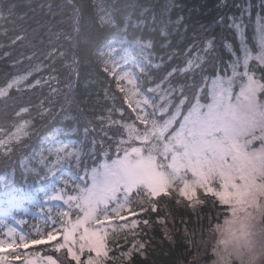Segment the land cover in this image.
I'll list each match as a JSON object with an SVG mask.
<instances>
[{
  "label": "trees",
  "instance_id": "16d2710c",
  "mask_svg": "<svg viewBox=\"0 0 264 264\" xmlns=\"http://www.w3.org/2000/svg\"><path fill=\"white\" fill-rule=\"evenodd\" d=\"M250 4L252 14L245 18L252 23L260 0H0V92L9 88L0 93V200L14 192L27 197L60 179L75 182L72 176L80 178L96 154L113 158L127 150L132 144L122 141L127 126L144 125L118 79L122 72L134 79L150 111L162 106L160 94L172 100L169 115L180 105L188 109L200 91L207 101L208 79L228 69V47L239 45L233 24ZM247 27L251 41L253 28ZM203 55L198 66L187 69ZM251 71L264 85V68ZM46 146H69L77 156L58 164L54 174L34 171ZM126 201L128 209L111 214L134 213L136 224L130 229L119 227L125 221L113 224L106 264L208 262L214 228L229 214L227 205L202 191L189 200L175 189L152 197L139 187ZM59 210L53 211L55 227L63 218ZM25 217L30 239L48 237L51 222L33 212ZM58 243L19 251L17 264L39 254L63 259ZM0 259L7 264L9 257Z\"/></svg>",
  "mask_w": 264,
  "mask_h": 264
},
{
  "label": "rangeland",
  "instance_id": "374dc122",
  "mask_svg": "<svg viewBox=\"0 0 264 264\" xmlns=\"http://www.w3.org/2000/svg\"><path fill=\"white\" fill-rule=\"evenodd\" d=\"M260 4L252 23L247 19L251 4L235 20L239 45L236 50L228 47L232 56L228 69H218L208 79L207 101L201 100L200 91L188 109L180 105L169 115L172 100L160 94L159 86L154 90L163 104L158 112L150 111L152 106L136 92L134 79L122 72L119 76L144 127L127 126L122 140L132 143L127 150L113 158L96 154L95 162L83 167L80 178L72 176L76 184L60 179L62 183L57 181L27 197L14 192L0 200V254L16 253L28 240L25 214L33 212L52 223L48 241L60 238L58 248L66 257L39 254L22 264H106L112 251L108 235L117 228L111 212L128 209L127 194L139 187L153 197L172 188L187 199H196L202 191L229 207L228 216L214 228L211 259L194 264H264V85L251 71L254 66L264 68V0ZM248 24L253 28L251 41H247ZM203 59L204 55L197 63L191 59L187 69ZM8 89L0 93L6 94ZM43 151L47 152L36 157L34 171L45 168L54 174L58 164L77 156L69 146H46ZM57 206L64 222L55 227ZM70 209L77 213L72 216ZM135 224L119 227L130 229ZM196 256L198 259L199 254Z\"/></svg>",
  "mask_w": 264,
  "mask_h": 264
}]
</instances>
